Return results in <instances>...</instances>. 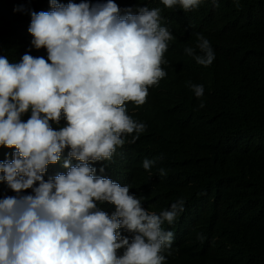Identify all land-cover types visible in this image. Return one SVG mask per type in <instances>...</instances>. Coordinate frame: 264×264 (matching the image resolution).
<instances>
[{"label":"clouds","instance_id":"1","mask_svg":"<svg viewBox=\"0 0 264 264\" xmlns=\"http://www.w3.org/2000/svg\"><path fill=\"white\" fill-rule=\"evenodd\" d=\"M161 2L187 12L203 0ZM49 4V11L27 10L31 45L46 49L47 59L0 56V147L15 149L0 162V182L15 193L0 198V264H167L175 236L163 225L185 211L184 199L149 212L143 197L97 175L93 164L102 162L104 173L126 138L134 144L146 130L127 105L145 104L149 88L167 76L162 65L174 37L161 26L160 8L121 10L114 0ZM196 40L185 54L208 67L214 50L202 34ZM189 86L203 97V85ZM61 119L65 125L54 129ZM65 149L67 172L45 180ZM154 163L145 159L143 168ZM105 203L114 206L111 215Z\"/></svg>","mask_w":264,"mask_h":264},{"label":"trees","instance_id":"2","mask_svg":"<svg viewBox=\"0 0 264 264\" xmlns=\"http://www.w3.org/2000/svg\"><path fill=\"white\" fill-rule=\"evenodd\" d=\"M114 2L121 10L138 4L160 8L161 26L174 39L164 54L167 76L149 88L145 104L127 105L146 130L134 144L126 138L104 173L102 162L93 164L96 174L129 186L149 212L159 214L184 199L185 211L173 225H163L175 236L171 255L164 253L167 264H264V0H218L219 7L203 0L187 12L166 8L161 0ZM29 9L49 11V0H0V56L10 62L25 53L47 59L46 49L31 45ZM197 34L214 50L208 67L185 54L186 47H195ZM189 84L203 85V97ZM65 123L61 119L52 127ZM14 151L0 147V162L11 160ZM68 151L48 166L45 180L67 172ZM145 159L155 161L150 170L143 168ZM4 195L15 193L0 182V198ZM100 207L109 215L115 211L107 203Z\"/></svg>","mask_w":264,"mask_h":264}]
</instances>
